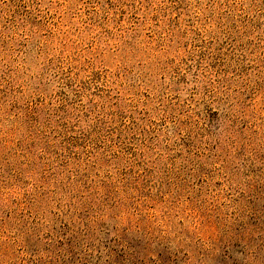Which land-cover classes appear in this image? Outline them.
I'll return each mask as SVG.
<instances>
[{"label": "rangeland", "instance_id": "rangeland-1", "mask_svg": "<svg viewBox=\"0 0 264 264\" xmlns=\"http://www.w3.org/2000/svg\"><path fill=\"white\" fill-rule=\"evenodd\" d=\"M0 264H264V0H0Z\"/></svg>", "mask_w": 264, "mask_h": 264}]
</instances>
